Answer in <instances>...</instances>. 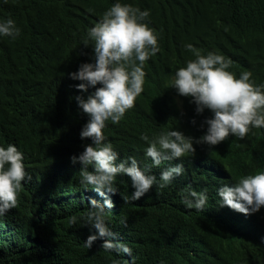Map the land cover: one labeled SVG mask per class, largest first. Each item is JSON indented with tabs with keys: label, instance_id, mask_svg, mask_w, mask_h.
Listing matches in <instances>:
<instances>
[{
	"label": "trees",
	"instance_id": "16d2710c",
	"mask_svg": "<svg viewBox=\"0 0 264 264\" xmlns=\"http://www.w3.org/2000/svg\"><path fill=\"white\" fill-rule=\"evenodd\" d=\"M116 2L0 0V21L11 18L20 28L14 39L0 36V146L15 145L31 177L22 182L17 206L0 216V264H242L248 256L235 238L257 230V223L264 227V207L249 219L241 213L233 218L216 213L207 200L208 210L192 215L183 203L186 195L173 193L216 185L203 179L207 163L226 167L232 183L264 171V128H252L243 140L229 135L215 146L195 143L213 114L207 109L197 114L192 98L180 96L172 82L195 58L185 47L192 44L202 54L230 58L228 70L237 78L247 70L256 84H264V0H119L150 12L145 22L159 34V52L144 65V91L135 107L118 124L107 121L103 134L119 154L117 163L134 157L157 184L139 200L126 202L122 197L134 191L131 179L116 177L118 203L105 214L114 243L105 249L101 238L85 246L95 233L86 214L97 193L81 183L82 165L70 159L92 143L80 137L89 117L75 97L87 99L95 88L78 90L82 82L70 73L94 63L88 30ZM170 130L193 137L195 153L181 158L184 172L175 183L160 188V173L141 158L152 140ZM164 165L175 166L176 159ZM200 244L209 256L193 263L190 251Z\"/></svg>",
	"mask_w": 264,
	"mask_h": 264
},
{
	"label": "clouds",
	"instance_id": "9594fccd",
	"mask_svg": "<svg viewBox=\"0 0 264 264\" xmlns=\"http://www.w3.org/2000/svg\"><path fill=\"white\" fill-rule=\"evenodd\" d=\"M149 15L148 10L141 11L117 0L88 30L87 37L94 42V63H82L78 71L70 73L71 79L82 82L76 85L78 90L87 92L89 87L95 88L87 99L75 97L79 108L89 117L80 137L90 138L92 143L85 145L79 156L70 158L73 164L82 165L79 171L81 183L86 188L91 186L97 193L96 199L88 202L86 218L95 233L85 241L86 247H91L98 238L105 249L113 247V240L108 238L111 231L107 228L105 214L118 203L114 187L118 175L129 177L134 189L131 197H122L126 202L139 200L157 184L156 176L142 170L134 157L117 163L119 154L110 142H105L103 134L106 122L110 120L118 124L126 112L135 107L137 97L144 91V65L159 52V34L145 22ZM19 35L20 28L13 19L0 21V36L14 39ZM84 45L88 46L87 41ZM185 47L195 58L187 60L186 66L175 72L172 87L180 96L192 98L197 114H203L205 109L213 114L201 125H207L206 133L195 143L215 146L229 135L243 140L252 128H264V84H256L252 72L247 70L237 78L228 70L231 59L224 55L211 51L202 54V50L192 44ZM33 91L35 95V89ZM43 92L44 86L36 89L37 96ZM192 123L195 124V120ZM141 139L149 140L147 135H142ZM193 143V137L178 130L161 133L149 143L141 161H146L149 167L160 173V188L173 185V179L183 174L184 166L178 163L181 158L195 153ZM173 159L177 165H164V160ZM23 160V153L15 145L0 146V216L17 206L22 182L31 179ZM205 169L203 179L218 181L216 185L208 190L198 189V192L173 193L175 196L186 195L183 203L190 214H202L208 210V206L205 207L207 200L215 204L212 207L216 213L223 211V216L233 218L241 213L249 219L264 207V171L242 176L232 183L226 167L207 163ZM72 222L75 223V217ZM256 227L257 230L235 238L240 242L238 250L245 251L248 256L242 264H264V227L258 223ZM190 252L188 260L193 263L209 256L203 244Z\"/></svg>",
	"mask_w": 264,
	"mask_h": 264
}]
</instances>
